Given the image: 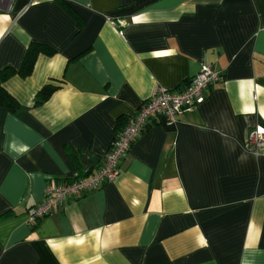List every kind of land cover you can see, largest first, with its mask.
Listing matches in <instances>:
<instances>
[{"label":"crops","instance_id":"0c3cea01","mask_svg":"<svg viewBox=\"0 0 264 264\" xmlns=\"http://www.w3.org/2000/svg\"><path fill=\"white\" fill-rule=\"evenodd\" d=\"M0 264H264V0H14L0 12ZM220 79L132 143L112 182L35 225L47 184L95 173L156 86ZM52 85L49 97L37 93ZM72 151L79 168L71 161Z\"/></svg>","mask_w":264,"mask_h":264},{"label":"built area","instance_id":"2783aa9c","mask_svg":"<svg viewBox=\"0 0 264 264\" xmlns=\"http://www.w3.org/2000/svg\"><path fill=\"white\" fill-rule=\"evenodd\" d=\"M14 0H0V12L9 11ZM220 79L219 72L203 63L198 72L186 81L180 90L156 86L152 95L139 108L127 116L120 132L112 139L95 173L54 181L46 185L43 199L29 208L27 222L35 225L48 214L56 212L69 200H77L87 191L95 190L112 182L119 172V164L127 155L134 140L159 116L167 125L176 122L184 110L202 103L205 90ZM247 147L255 155L264 154V126H255L249 133Z\"/></svg>","mask_w":264,"mask_h":264},{"label":"trees","instance_id":"16d2710c","mask_svg":"<svg viewBox=\"0 0 264 264\" xmlns=\"http://www.w3.org/2000/svg\"><path fill=\"white\" fill-rule=\"evenodd\" d=\"M45 46L40 44H31L25 51L20 66L15 69L12 67H5L0 70V109H5L9 112H15L19 107V103L14 97H12L3 87L2 82L12 74H19L21 76H27L31 73L37 55L40 51L44 50ZM54 86L47 85L42 90L37 93V102H42L46 100L51 94ZM126 120V118H121V120ZM125 123V122H124ZM118 134V133H117ZM116 136V135H115ZM114 136V137H115ZM68 155L71 158L72 163L76 168H79V164L72 151H68ZM92 191V190H91ZM88 192V191H87ZM86 193V192H85ZM84 193V194H85ZM83 194V195H84Z\"/></svg>","mask_w":264,"mask_h":264}]
</instances>
